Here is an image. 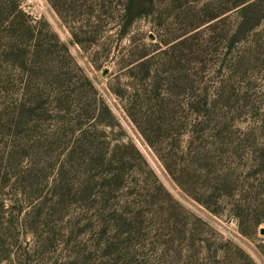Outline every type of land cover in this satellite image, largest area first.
Masks as SVG:
<instances>
[{"label":"rangeland","instance_id":"rangeland-1","mask_svg":"<svg viewBox=\"0 0 264 264\" xmlns=\"http://www.w3.org/2000/svg\"><path fill=\"white\" fill-rule=\"evenodd\" d=\"M0 1V264H264V0Z\"/></svg>","mask_w":264,"mask_h":264},{"label":"trees","instance_id":"trees-1","mask_svg":"<svg viewBox=\"0 0 264 264\" xmlns=\"http://www.w3.org/2000/svg\"><path fill=\"white\" fill-rule=\"evenodd\" d=\"M47 1L51 5V0H47ZM20 2H21V0H9V6L8 7H10V8L8 11H10V12L6 15L4 20L11 23V21H14L18 17V15H21L24 18L25 29L31 35H34L33 27L30 24V19L28 18L27 15L21 13V11L19 10ZM0 3H3V1H0ZM142 62H144V61H141V64H142ZM100 107L102 110L106 111L109 114L108 108L103 103L100 104ZM112 177H113L112 180H110L108 182H114L115 184H117L121 180L120 176L115 177L114 175H112ZM251 222H252L251 225L255 226L257 224H260L263 221H262V219H255L254 221H251Z\"/></svg>","mask_w":264,"mask_h":264},{"label":"water","instance_id":"water-1","mask_svg":"<svg viewBox=\"0 0 264 264\" xmlns=\"http://www.w3.org/2000/svg\"><path fill=\"white\" fill-rule=\"evenodd\" d=\"M259 234L260 235H264V228H262V229L259 230Z\"/></svg>","mask_w":264,"mask_h":264}]
</instances>
